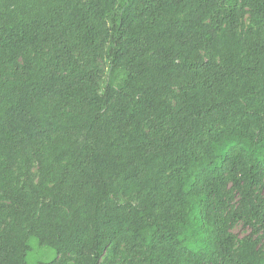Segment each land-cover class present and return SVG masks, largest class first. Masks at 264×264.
<instances>
[{
    "label": "trees",
    "instance_id": "16d2710c",
    "mask_svg": "<svg viewBox=\"0 0 264 264\" xmlns=\"http://www.w3.org/2000/svg\"><path fill=\"white\" fill-rule=\"evenodd\" d=\"M0 80V264H264V0H0Z\"/></svg>",
    "mask_w": 264,
    "mask_h": 264
},
{
    "label": "rangeland",
    "instance_id": "374dc122",
    "mask_svg": "<svg viewBox=\"0 0 264 264\" xmlns=\"http://www.w3.org/2000/svg\"><path fill=\"white\" fill-rule=\"evenodd\" d=\"M101 68H103L105 65L101 62L100 63ZM6 76H8L6 74ZM2 84V80H0V85ZM25 169L24 168H19L16 170V175L19 176L23 180V174H24ZM34 175L38 174V168L37 166L34 167L33 169ZM123 201H128V198H123ZM234 233L238 236V238H242L244 235L248 233V228H245L243 225H238L234 229ZM51 256L54 255V253H50ZM50 256V257H51ZM126 257L124 253L116 255L113 252V249H109L105 255V257L102 260V264H118L122 260V258Z\"/></svg>",
    "mask_w": 264,
    "mask_h": 264
}]
</instances>
